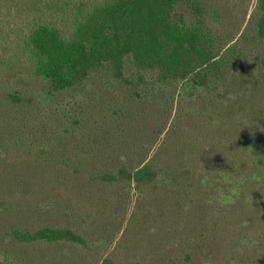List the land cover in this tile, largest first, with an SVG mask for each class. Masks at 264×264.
I'll use <instances>...</instances> for the list:
<instances>
[{"label":"trees","instance_id":"1","mask_svg":"<svg viewBox=\"0 0 264 264\" xmlns=\"http://www.w3.org/2000/svg\"><path fill=\"white\" fill-rule=\"evenodd\" d=\"M234 2L0 0V264H264V0Z\"/></svg>","mask_w":264,"mask_h":264},{"label":"rangeland","instance_id":"2","mask_svg":"<svg viewBox=\"0 0 264 264\" xmlns=\"http://www.w3.org/2000/svg\"><path fill=\"white\" fill-rule=\"evenodd\" d=\"M254 3H255V0H235L233 5L236 6L237 10L235 11V13H233L232 17H234V18L236 17L237 18V22L239 20L238 23H242L240 29H242L244 27V25L247 23V21L249 19V16H250V14H251V12H252V10L254 8ZM12 85H13V88H15V89H20V88L24 89V88H26V89H30L31 90L34 87V85L31 83V81L29 80V78H28V76L26 74L19 75L16 80L13 79ZM33 91L36 92V88L33 89ZM249 152H250L251 156L260 153L257 150V148H255V147H252V149H250ZM59 247L62 250L61 253L63 252V255H64L63 257H66L68 259L67 264H82L83 259H82V261H81V259H78V258L76 260H73L72 258L69 259L68 255L73 253L72 252L73 249H71L67 245H60ZM53 249H54L53 246L50 247V250H53ZM10 250L11 251H16L17 249L12 247V249H10ZM33 250L37 251V255H41L42 251L45 250V252H46L48 249L47 248H43L42 249L41 247H35V249L34 248L29 249V253L33 254ZM118 254H119L118 256L120 258L124 257L123 259H125V254L126 253H121L120 251H118ZM0 261L1 262L3 261L2 257H0ZM97 261H98L97 259H94V260L89 259V261L86 262V263H88V264H97L96 263ZM56 264H58V263H56Z\"/></svg>","mask_w":264,"mask_h":264}]
</instances>
